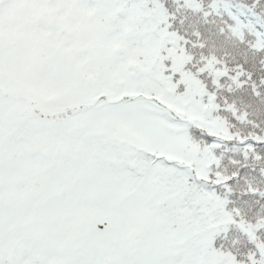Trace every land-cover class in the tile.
Here are the masks:
<instances>
[{
    "label": "rangeland",
    "instance_id": "1",
    "mask_svg": "<svg viewBox=\"0 0 264 264\" xmlns=\"http://www.w3.org/2000/svg\"><path fill=\"white\" fill-rule=\"evenodd\" d=\"M10 1V7L13 6L21 18L14 24V29L10 25L8 30L0 32V122H4V119L12 124L25 122L32 127V135L25 143L35 147L26 153L20 151L14 154L9 151L11 142L0 145V182L7 185L10 190L6 192L11 195L9 203L0 209V222L13 223L30 214H38L41 221L40 235L45 239L49 253L79 244L85 252L83 258L120 259L119 255L122 254L119 250H123L148 264H155L158 257L174 251H179L181 256L177 254V257L183 256L188 264L211 260L213 233H207L189 246L175 245L184 242L189 233L173 228L153 214L155 211L150 217L146 208L147 198L143 200L136 197L124 181L97 175L90 172L91 167L76 176L74 173L78 169L75 166L72 171L60 170L64 161L52 169L46 167V172L40 175L37 170L41 168L40 163L51 164L43 154L46 148L61 152L63 156L68 143H59V139L65 132L83 136L81 144H72V147H80L78 149L84 154L90 148H99V156L103 155L106 152L102 144L109 145L107 149L110 147L111 150L107 159L116 158L122 165L127 163L132 153L128 144H138L145 149L152 145L142 144L151 143L149 140L152 139L153 130L130 115L133 104L129 102L106 107L93 106L90 111L71 108L69 113L60 115H50L46 111L51 106L58 108L57 105L69 102L91 104L101 88H107L114 94V99H122L125 92L139 89L132 80L139 81L138 78L129 76L126 70L129 64L121 62L115 51L108 49L110 46L104 43L105 37L116 39L125 36L131 47L138 48L146 55L148 75H140L139 84L143 86L139 91L163 97L171 104L185 108L190 114L204 112L208 115L212 107H216L212 92L217 98L223 89L233 85L232 78L224 73L221 80H211L210 91L197 73L188 71L197 68L185 65V57L178 48L172 49L166 31H163L170 23H167L170 7L163 1L127 0L125 7L119 8V17L113 23L105 21V11L86 7L88 2H94L96 6L107 0H71L59 7L63 13H72L71 16L76 20L72 22L64 18L66 23L70 26L79 23V35H88L93 39L94 50L84 53L86 63H83L90 73L92 70L96 72L92 78L82 73L81 66L63 48L57 49L51 57L46 56V19L33 15L40 11L34 1L31 7L25 6L31 0ZM76 5H81L79 8L82 7V10L69 9V6ZM196 5L202 12L203 25L213 22L206 29L197 24L192 29L204 30V41L209 49L217 52L221 50V45H232L229 39L220 36L229 35L218 19L206 21L220 14L231 21L228 28L231 37L241 41L246 37L244 32L247 29L257 27L258 32L252 37L251 46L260 49L264 45V24L241 0H203L200 5ZM107 8L104 6L105 10ZM104 23L107 25L103 27ZM81 25H87L84 32ZM106 26L109 31L103 34ZM19 29L25 33L16 40L14 46L5 44L4 35L9 30L13 32ZM54 29L55 35H61L58 27L54 26ZM68 33L71 34L70 31ZM51 41L61 45L55 40ZM182 46L186 48L185 44ZM114 68L119 72L118 75L112 74L111 69ZM209 69L216 75L213 69ZM198 70H205L204 75L210 77L204 67ZM57 84L67 90L62 91L63 88ZM217 88L220 92L216 91ZM226 125V118L219 114L210 126L215 132L216 128ZM171 146L180 153L185 152V146L179 143L172 142ZM112 162L116 161L113 159ZM186 172L189 173L188 170ZM101 217L111 224L109 231L103 234L96 227V221ZM199 245H202L200 255L197 254ZM173 264L176 262L173 261Z\"/></svg>",
    "mask_w": 264,
    "mask_h": 264
},
{
    "label": "trees",
    "instance_id": "2",
    "mask_svg": "<svg viewBox=\"0 0 264 264\" xmlns=\"http://www.w3.org/2000/svg\"><path fill=\"white\" fill-rule=\"evenodd\" d=\"M33 1L40 7V11L34 12L33 15L46 19L45 35L61 44L56 45L47 38L46 56L51 57L57 49L63 48L70 53L74 62L81 66L82 73L92 78L96 72L92 70L90 73L83 63L86 60L84 53L94 50L93 39L88 35L80 36V24L70 26L64 20L65 18L76 21L71 16L72 13H63L59 9L71 0H31L25 6L31 7ZM160 1L170 7L167 11L169 27L163 30L170 40L169 44L172 49L178 48L186 59L187 67L197 68L188 71L197 73L205 82V88L210 91L211 80H221L224 73L232 78L233 85L221 92L217 88L216 91L220 92L217 98L212 92L216 107H212L208 115L204 112L190 114L185 108L171 104L163 97L139 91L143 86L139 84L140 75H148L146 55L138 48L131 47L125 36L116 39L105 37L104 43L110 46L108 49L115 51L121 62L129 64L126 70L129 76L138 78L139 81L134 78L132 80L139 89L125 92L122 99H114V94L107 88H101L91 104L69 102L62 106L57 105L58 108L51 106L46 108V111L50 112V115H60L69 113L71 108L90 111L93 106L106 107L129 102L133 104L130 115L147 125L149 130H153L152 139L149 140L151 143L142 144L152 145L145 149L138 144H128L132 153L127 163L122 165L116 158L107 159L111 150L110 147L107 149L109 145L102 144L101 147L106 152L103 155L99 156V148H90L84 154L78 149L80 147H72V144H81L83 136L65 132L59 139V143H68L63 156L61 152L44 147L46 150L43 154L51 164L40 163L41 168L37 172L40 175L46 172V167L52 169L64 161L60 170L72 171L75 166L78 169V172L74 173L76 176L91 167L90 172L97 175L124 181L136 197L143 200L147 198L146 208L150 217L155 214L173 228L189 233L184 242L175 244L177 246H189L195 241L197 243V240L207 233H213L215 236L212 242V259L205 263L195 261L194 264H264V45L260 49L251 46L252 37L258 32V28L247 29L244 32L246 37L239 41L230 36L228 28L231 21L226 16L220 14L212 16V19L207 18L206 21L218 19L229 35L220 36L232 43L230 46L221 45V50L216 52L209 49L204 41V30H192L195 24L198 27L203 25L202 12L196 5H200L203 0ZM241 1L246 3L264 24V0ZM126 2L127 0H107L96 6L94 2H88L86 7L90 10L94 8L95 11H105V21L113 23L116 17H119V8H124ZM10 3V0H0V32L8 30L10 25L14 29V24L21 18L18 12L13 10V6L10 7ZM80 6H69V9H78ZM104 6L108 7L107 10ZM79 10H82V7ZM111 14L115 16L110 17ZM211 24L213 22L203 25L204 29ZM105 25L107 24L104 23L103 27ZM54 26L59 28L61 35H55ZM81 26L84 32L87 25ZM11 30L4 35L3 41L14 46L16 40L25 32L23 29L13 32ZM108 31L106 26L103 34ZM183 44L185 49L182 48ZM203 67L209 71L210 77L204 75L205 70H198ZM209 68L213 69L216 75ZM111 72L114 75L119 73L115 68L111 69ZM221 73L223 74L220 75ZM59 86L63 88L62 91L67 90ZM202 89L204 91V88ZM219 114L226 118L227 125L216 128L214 132L210 125ZM31 129L25 122L12 124L4 119V122H0V145L11 142L10 152L26 153L28 149L35 147L25 143L32 135ZM20 134L22 136L17 138ZM172 142L185 146V152L180 153L173 149ZM113 159L115 163L112 162ZM0 184L3 206L9 203L11 195L6 192L10 190L7 185L2 182ZM40 224L38 214H30L13 223L0 222V256L5 260L19 261L21 264H47L53 260L84 257L85 252L79 244H72L67 250L60 252H47L45 239L40 235ZM200 249L202 245L198 246V255L202 253ZM119 252L122 254L119 255L120 259L123 257L129 261L138 260L136 256L126 254L123 250ZM178 253L179 251H174L169 255H161L154 263L173 264L175 261L176 264H188L183 256L177 257ZM141 260L143 261L142 258ZM138 261L141 262L140 259Z\"/></svg>",
    "mask_w": 264,
    "mask_h": 264
},
{
    "label": "snow or ice",
    "instance_id": "3",
    "mask_svg": "<svg viewBox=\"0 0 264 264\" xmlns=\"http://www.w3.org/2000/svg\"><path fill=\"white\" fill-rule=\"evenodd\" d=\"M2 189V184H0ZM3 192L0 190V209H2ZM96 227L100 230L101 234L107 233L111 227L110 221L101 217L96 221ZM0 239H2V232H0ZM0 264H21V262H13L11 260H5L3 256H0ZM47 264H148V262L129 261L123 259H110L101 257L90 258H71L65 260H53L47 262Z\"/></svg>",
    "mask_w": 264,
    "mask_h": 264
}]
</instances>
